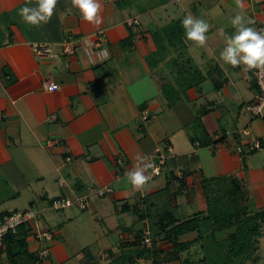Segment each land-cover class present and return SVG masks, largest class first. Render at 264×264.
I'll list each match as a JSON object with an SVG mask.
<instances>
[{
  "label": "crops",
  "instance_id": "1",
  "mask_svg": "<svg viewBox=\"0 0 264 264\" xmlns=\"http://www.w3.org/2000/svg\"><path fill=\"white\" fill-rule=\"evenodd\" d=\"M38 2L0 0V219L35 213L24 231L37 264H96L102 254L103 264H187L181 254L169 260L166 242L149 255L139 248L152 215L189 220L206 210L209 183L230 180L247 189L248 203L264 205V108L259 118L245 110L259 97L257 69L220 58L235 15L264 29V0H100L99 23L85 21L72 0H57L47 23H24L18 10ZM187 14L209 23L206 45L185 39ZM134 19L139 25L129 27ZM165 31L182 36L169 40ZM69 40L73 54L65 55ZM36 44L56 57L38 56ZM181 78L192 83L183 92ZM47 82L58 90L46 92ZM164 85L178 93L165 95ZM252 140L260 150L248 151ZM159 154L161 174L146 169L148 182L132 186L126 173L138 157L155 162ZM105 188L112 192L96 194ZM81 196L84 210L52 207ZM162 202H170L165 211ZM40 249L49 251L45 262ZM0 264H9L3 250Z\"/></svg>",
  "mask_w": 264,
  "mask_h": 264
},
{
  "label": "trees",
  "instance_id": "2",
  "mask_svg": "<svg viewBox=\"0 0 264 264\" xmlns=\"http://www.w3.org/2000/svg\"><path fill=\"white\" fill-rule=\"evenodd\" d=\"M165 32L168 34L169 31ZM172 36L173 38H181L182 35L181 32L170 31L168 39ZM181 80L182 78L179 79V81ZM191 85L192 83L186 79L184 82H179V88L182 92ZM165 89L167 88L164 85V90ZM173 90L176 91L174 92V95H176L178 93L177 90H175V88ZM168 92L171 94L172 91L168 89L166 92L165 90V95L166 93L168 95ZM203 133L205 134V132ZM230 184L231 187L229 189L218 191L216 189L219 187V182L209 183L204 190L206 210L196 213L195 216L189 220L178 221L170 213L161 215L157 223L159 233L153 236V239L151 237L152 245L150 248L144 247L146 253L149 255L154 245L159 240L166 242L170 250L174 251L169 260L177 259V257H173V255L184 253L195 244L203 243L205 238H209V241L216 242L217 237L222 234L221 230L224 229L228 232L225 236V241H223L227 243V250L222 256L223 262L219 264H231L232 262L248 258L252 252L254 241L263 236L264 209L255 214H250L247 210V191L241 188L237 181L230 180ZM224 198L226 201L227 199L232 200L228 201L227 208L224 204L226 201H223ZM25 227L26 226H20L16 235L8 234L4 238L3 248L1 250L5 252L9 264H37L35 257L28 254L27 251ZM190 233L199 234L194 242H179L182 236ZM159 261L160 260L154 262V264H160L161 262ZM199 262L205 261L203 259ZM189 263L188 261L187 264Z\"/></svg>",
  "mask_w": 264,
  "mask_h": 264
},
{
  "label": "clouds",
  "instance_id": "3",
  "mask_svg": "<svg viewBox=\"0 0 264 264\" xmlns=\"http://www.w3.org/2000/svg\"><path fill=\"white\" fill-rule=\"evenodd\" d=\"M56 4L57 0H39L34 7L22 6L17 14L26 24L40 25L51 19ZM72 6L79 10L85 21L89 23L100 22V0H72ZM181 23L185 39L193 41L199 46L206 45L208 39L206 33L210 27L206 20L187 14ZM231 24L235 28V32L231 35H225V46L220 52V58L233 67L243 64L248 70L264 66V29L257 30L249 26L253 24V21L250 18L245 21V17L241 14L235 15ZM108 54L107 49L101 53L104 57H107ZM138 159L141 162L134 166L133 170L126 173L127 180L136 188H140L148 182L151 177L145 174V170L153 167L151 163L145 162L146 158L138 157Z\"/></svg>",
  "mask_w": 264,
  "mask_h": 264
},
{
  "label": "built area",
  "instance_id": "4",
  "mask_svg": "<svg viewBox=\"0 0 264 264\" xmlns=\"http://www.w3.org/2000/svg\"><path fill=\"white\" fill-rule=\"evenodd\" d=\"M126 24L130 26H138L139 22L137 20H128ZM100 44L96 43L92 45V48L98 49ZM63 54L65 55H72L73 54V44L69 40L63 43ZM33 52L40 57H56L55 54L51 52L48 46L42 44H36L33 47ZM254 79L256 82V86L259 90V97L256 101L251 102L246 105L245 110L249 113L252 118H259L263 115V108H264V66L258 68L254 73ZM53 85L55 86L53 88ZM58 85L52 82H47L44 84V90L46 92H53L58 90ZM144 122H148L147 117L143 118ZM248 151H256L261 149V143L255 140H252L248 143L247 147ZM237 151L241 153L243 150L241 148H237ZM156 161H148L147 163H151L153 167L147 168L153 177L159 176L161 174V170L165 165L166 158L163 155H158L156 157ZM112 192L111 188L101 189L96 192V194L100 197H103L107 194ZM89 206L88 198L86 196L76 197L75 199H69L66 197H59L52 201V207L55 210H66L71 207H75L78 210H84ZM36 215L33 212H18L13 215L4 216L0 219V250L3 248V241L4 238L10 235H16L18 233V228L20 226H27L31 222L34 221ZM264 234V229H263ZM43 236H39L41 238ZM45 239L50 240L51 236L44 235ZM141 244L146 247L150 248L152 245L151 235L148 230L144 231ZM49 257V251L46 249H40L36 253V258L39 261L45 262L46 259ZM107 256L102 254L100 259L97 261L96 264H103L106 260Z\"/></svg>",
  "mask_w": 264,
  "mask_h": 264
},
{
  "label": "rangeland",
  "instance_id": "5",
  "mask_svg": "<svg viewBox=\"0 0 264 264\" xmlns=\"http://www.w3.org/2000/svg\"><path fill=\"white\" fill-rule=\"evenodd\" d=\"M171 96V95H170ZM172 96H174V93H172ZM171 96V97H172ZM231 187V184L229 181L227 182H219V187L216 189L218 191L220 190H227ZM215 189V188H214ZM247 190V189H246ZM248 194V193H247ZM249 195V194H248ZM223 201H226L224 198ZM228 201H232L231 199H227L225 204V207L227 208ZM170 205V202H169ZM169 205L163 204V202L160 204L159 209L160 210H166ZM247 210L250 214H255L257 212H260L264 209V205H251V203H248ZM187 211H195L196 208L189 207L186 208ZM229 210V209H228ZM148 226L150 229V235L153 239V236L156 235L157 229L156 224L158 223V220L154 215H152V218H150V221L148 222ZM222 234H220L217 237L216 242L209 241V238H205L203 243H198L195 246L191 247L190 252L188 253H181L182 258H187L189 260V264H219L223 262L222 256L224 253H226L227 243L223 242L225 241V236L228 233L226 230H221ZM139 248L141 250H144V246L140 245ZM205 262H199L203 260ZM231 264H264V234L262 238L256 239L254 241V246L252 249L251 254L246 259H241L236 262H232Z\"/></svg>",
  "mask_w": 264,
  "mask_h": 264
}]
</instances>
